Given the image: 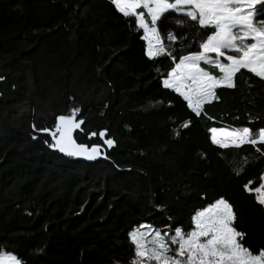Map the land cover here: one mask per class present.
<instances>
[{
    "label": "trees",
    "instance_id": "1",
    "mask_svg": "<svg viewBox=\"0 0 264 264\" xmlns=\"http://www.w3.org/2000/svg\"><path fill=\"white\" fill-rule=\"evenodd\" d=\"M133 23L110 0H0V249L22 264H130L132 229L190 230L194 212L220 197L245 245L264 248V207L244 190L258 185L264 155L222 149L209 131L264 128V80L241 70L196 116L163 86L172 61L149 59ZM162 23L187 36L169 45L174 55L196 50L195 28ZM73 107L84 121L77 143L103 146L89 134L107 129V158L68 156L37 131Z\"/></svg>",
    "mask_w": 264,
    "mask_h": 264
},
{
    "label": "snow or ice",
    "instance_id": "2",
    "mask_svg": "<svg viewBox=\"0 0 264 264\" xmlns=\"http://www.w3.org/2000/svg\"><path fill=\"white\" fill-rule=\"evenodd\" d=\"M110 3L123 17L133 18V27L142 32L146 41L149 59L164 56L172 61L174 66L165 74L163 86L183 97L196 116L202 114L205 104L219 99L218 88L236 87L241 70L264 80V7H256L264 5V0H110ZM170 13L175 15H166ZM257 16L262 18L256 20ZM165 19L181 28L196 29L195 51L179 57L173 54L169 45L187 40V36H177L162 23ZM79 112V107H73L68 115L57 118L54 130L37 131L49 134L53 141L49 147L68 156L87 160L107 158L103 146L111 149L115 145L107 129L89 134V138L98 135L103 146L77 143L74 133L82 131L84 124L82 119L77 120ZM189 123H183L182 127H189ZM209 131L211 142L222 149L247 144L264 155L259 147L264 145V128L253 131L249 127H212ZM258 179L257 186L253 187L256 181L250 180L244 190L264 207V174ZM191 223L190 230L172 224L163 227L141 224L132 229L129 241L134 258L130 264H264V248L254 253L245 245L247 234L238 230L234 206L224 197L196 210ZM0 264H22V261L0 249Z\"/></svg>",
    "mask_w": 264,
    "mask_h": 264
},
{
    "label": "rangeland",
    "instance_id": "3",
    "mask_svg": "<svg viewBox=\"0 0 264 264\" xmlns=\"http://www.w3.org/2000/svg\"><path fill=\"white\" fill-rule=\"evenodd\" d=\"M259 6H260V5H257L256 7L259 8ZM141 10H142V9H141ZM261 18H262V17H259V16H258V17H256L255 19H256V20H260ZM228 128H229V127H228ZM229 129H231V128H229ZM7 253H9V252H7ZM10 254H12V253H10Z\"/></svg>",
    "mask_w": 264,
    "mask_h": 264
}]
</instances>
